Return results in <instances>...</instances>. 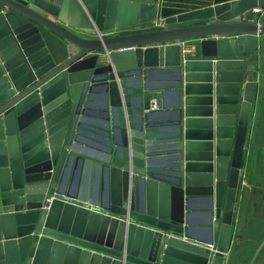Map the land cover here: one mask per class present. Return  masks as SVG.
<instances>
[{"label": "water", "instance_id": "water-1", "mask_svg": "<svg viewBox=\"0 0 264 264\" xmlns=\"http://www.w3.org/2000/svg\"><path fill=\"white\" fill-rule=\"evenodd\" d=\"M254 8L264 0L168 16L151 0H0V264H225L264 34Z\"/></svg>", "mask_w": 264, "mask_h": 264}, {"label": "crops", "instance_id": "crops-1", "mask_svg": "<svg viewBox=\"0 0 264 264\" xmlns=\"http://www.w3.org/2000/svg\"><path fill=\"white\" fill-rule=\"evenodd\" d=\"M161 5V14L162 16H168L172 14H177L180 12L201 8L208 5L222 4L231 0H151ZM258 9V10H257ZM255 12H261L260 21H264V8H254ZM198 22V21H196ZM192 24V23H187ZM178 25H171V27ZM157 27L156 22H151L147 25L133 27L129 29L115 30L110 33V35H123L134 32H141L147 30H153ZM162 28V27H160ZM77 31V30H75ZM83 36L91 37V35L86 34L81 31H77ZM225 36L232 43L235 40L236 35L226 34V35H214L211 38H220ZM258 38V48L252 49L253 57L248 60V63H260L259 68L254 72L253 80L257 81V88L255 93V101L253 105V115L248 139L247 147V156L244 165V176L242 179V186L240 192V199L236 209L235 225L233 239L230 246V250L226 256L225 264H264V245L261 250L258 252L254 262L252 258L256 253L258 247L264 239V34L261 32L257 33ZM233 49L237 50L239 45L231 46ZM185 52L191 53L192 56H195V46L187 45ZM104 57V56H102ZM217 57H201L208 58L215 61ZM230 59L231 57H226ZM213 73H215V66H213ZM194 73H206L209 71H195ZM212 73V72H211ZM212 84V83H210ZM213 94L215 96V79L213 82ZM216 102L214 100L213 105V124L216 126L215 118L217 117L216 113ZM95 118H101L100 116H92ZM212 119V117H211ZM212 121V120H211ZM97 128H101L100 124L91 123ZM103 128V127H102ZM215 129V128H214ZM88 131L92 134L103 135L94 128H88ZM214 133V140H216ZM90 140L102 142L98 139H94L93 136L89 137ZM91 147V146H89ZM92 148V147H91ZM97 149L96 147H93ZM214 156L216 155V145L213 148ZM87 187L85 190L87 193L91 191L93 179H96L98 186V194L100 195V188L102 189L103 176L100 171H97L96 175L93 176V172L90 170L87 171ZM78 179V182H77ZM83 173L80 172L76 175V189L79 188V184L82 182ZM110 178L105 177V184H110L107 187L108 190L112 193L115 191L116 187L112 188ZM90 183V184H89ZM80 190V188H79ZM159 199V198H157ZM77 203V201L74 200ZM204 207H197V211L203 210ZM205 209V208H204ZM203 212H197L194 216V220L198 224L203 223L205 220Z\"/></svg>", "mask_w": 264, "mask_h": 264}, {"label": "built area", "instance_id": "built-area-1", "mask_svg": "<svg viewBox=\"0 0 264 264\" xmlns=\"http://www.w3.org/2000/svg\"><path fill=\"white\" fill-rule=\"evenodd\" d=\"M258 10V9H257ZM156 23H159V22H156ZM51 200H52V198H48V199H46L45 201H44V205H43V207H45V208H49L50 207V204H51Z\"/></svg>", "mask_w": 264, "mask_h": 264}, {"label": "rangeland", "instance_id": "rangeland-1", "mask_svg": "<svg viewBox=\"0 0 264 264\" xmlns=\"http://www.w3.org/2000/svg\"><path fill=\"white\" fill-rule=\"evenodd\" d=\"M163 26H165V23L163 21L157 23V27H163ZM263 70H264V65H263Z\"/></svg>", "mask_w": 264, "mask_h": 264}]
</instances>
